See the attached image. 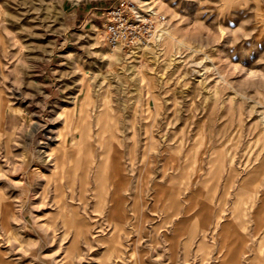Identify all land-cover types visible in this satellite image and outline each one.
<instances>
[{
    "label": "rangeland",
    "instance_id": "1",
    "mask_svg": "<svg viewBox=\"0 0 264 264\" xmlns=\"http://www.w3.org/2000/svg\"><path fill=\"white\" fill-rule=\"evenodd\" d=\"M114 1L0 0V264H264V0Z\"/></svg>",
    "mask_w": 264,
    "mask_h": 264
},
{
    "label": "built area",
    "instance_id": "2",
    "mask_svg": "<svg viewBox=\"0 0 264 264\" xmlns=\"http://www.w3.org/2000/svg\"><path fill=\"white\" fill-rule=\"evenodd\" d=\"M135 0H116L104 9L101 36L108 46L127 52L148 46L158 36L162 17Z\"/></svg>",
    "mask_w": 264,
    "mask_h": 264
},
{
    "label": "bare ground",
    "instance_id": "3",
    "mask_svg": "<svg viewBox=\"0 0 264 264\" xmlns=\"http://www.w3.org/2000/svg\"><path fill=\"white\" fill-rule=\"evenodd\" d=\"M2 5H0V47H4L7 43H6V36L2 33L3 32V30H2V26H1V22H2V9H3V7H1ZM94 27H95V32L101 37V28H100V26H98V25H94ZM15 40H17V37L15 36ZM114 47H112L111 48V46L109 47V49H107L106 50V53L108 54V55H111V53L114 51V49H113ZM118 55V54H117ZM133 56H135V57H137V62H138V64H137V68H138V70L139 71H141V73H142V75H143V77H144V75H145V72H144V70H143V67H142V63H141V61L143 60V59H146V60H148V56H149V53H148V51H147V46H145V47H140V48H138V49H136V50H134L133 51ZM117 58L118 59H120V56L118 55L117 56ZM2 63H3V60H2V57L0 56V65H2ZM84 74L85 73H83V76H84ZM83 76L80 78V83H82V85H83ZM90 91H91V89H90V87H89V85H87L86 86V93L87 94H89L90 93ZM7 99L5 98V97H3L2 95H1V90H0V113H3V116H4V108L7 106ZM11 110L13 109V108H10ZM6 115V114H5ZM258 191V190H257ZM254 193V192H253ZM240 195L241 194H239L238 195V198H237V200H236V202L234 203V205H233V209H232V211H231V213H232V218H235V217H241V218H243L244 217V213H243V209H239L238 210V206L240 205V203H241V200H240ZM247 198H248V196H247ZM244 201H246V199L244 200ZM252 202L251 200H249V199H247V202ZM262 203V202H261ZM263 204V203H262ZM240 207V206H239ZM252 207V206H251ZM260 207H262V205H260ZM264 207V206H263ZM114 211V210H113ZM237 211V212H236ZM236 212V213H235ZM264 212V211H263ZM255 214H256V212H255ZM254 217V216H253ZM256 218V217H255ZM258 220H261V214H259L258 215ZM262 219H263V215H262ZM264 220V219H263ZM257 221V220H256ZM258 223V222H257ZM261 224V223H260ZM256 225H258L257 227H256V229H255V232L257 231V229L259 228V224H256ZM259 231V230H258ZM12 233V232H11ZM258 233V232H257ZM257 233H255V235L257 234ZM264 236V235H263ZM227 239V238H226ZM264 240V239H263ZM202 246V245H201ZM245 247V246H244Z\"/></svg>",
    "mask_w": 264,
    "mask_h": 264
}]
</instances>
